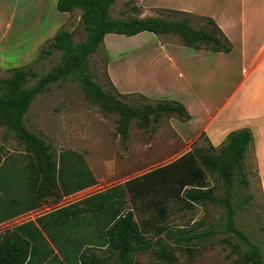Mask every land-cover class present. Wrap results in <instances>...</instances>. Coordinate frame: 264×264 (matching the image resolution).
<instances>
[{
  "label": "rangeland",
  "instance_id": "obj_1",
  "mask_svg": "<svg viewBox=\"0 0 264 264\" xmlns=\"http://www.w3.org/2000/svg\"><path fill=\"white\" fill-rule=\"evenodd\" d=\"M8 1L12 5L16 0ZM17 1L19 5L11 17L1 13L3 19L10 21L12 18L14 21L9 24L0 22V78L8 77L11 68L16 66H24L38 74L48 71L59 59V50L51 48L49 44L53 35L61 28L71 31L75 42L85 36L79 9L60 12L56 9L57 0ZM246 1L252 5L260 3V9H264V0ZM132 5L137 6L140 11L133 13L130 9ZM179 5H190L209 12L219 8L218 6L235 10L239 7V0H115L109 14L112 18H125L129 15L187 18L193 27L205 25L201 15L168 11L169 8H166ZM163 42L175 52L178 46L183 45L180 37L174 34L142 31L127 36L107 33L103 43L89 57L87 66L103 89L109 88V77L115 88L126 94L123 99L129 103L174 99L187 105L191 113L202 120L204 108L215 107L232 89L237 79L238 62L234 56L207 53L206 58L199 55L190 57L184 64L180 63L176 70L163 57L156 58L158 43ZM197 48L205 52L211 51L204 44ZM178 71H182L184 77ZM160 77L164 79L163 82L159 81ZM33 82L34 79L30 81ZM138 89L147 92L151 98L135 91ZM115 119L114 112L103 113L97 104L88 100L73 77L52 83L45 91L36 95L24 116L26 127L41 136L57 152L67 149L80 153L96 183L64 196L58 202L46 199L40 207L1 222L0 234L20 222L34 219L167 164L192 147L212 145V152L219 154L226 142V136L212 142L206 132L198 128L199 122L188 126V119L177 114L163 115L153 128L148 129H143L132 121L127 138L122 139L116 131ZM210 120L211 117L207 116L205 124ZM245 154L244 177L249 183L243 186L239 183V176L235 180L234 218L237 227L260 246L264 257V194L253 155L250 150L245 151ZM11 159L15 161L14 165ZM25 161L23 146L15 140L11 131L0 126V177L3 179L13 168L19 169L22 174ZM21 174L13 179L12 186L0 189V202L13 193L18 196L25 194ZM205 177L214 186L213 194L222 196L225 188L222 178L208 170H205ZM127 206L133 209L138 222L149 219L160 221L155 208L147 207L146 203L129 201ZM167 206V215L163 221L170 229L175 231L177 228H189L193 222L202 221L194 232H205L208 229H213L214 232L193 238L187 243H174V263L159 260L152 250H147L136 253L138 264H233L237 251L246 247L243 240L221 231L224 220L221 204L206 202L203 208L196 203L186 205L169 202ZM80 234H83L85 246L93 245L91 243L97 240L93 226ZM69 261V264H78L74 259ZM101 264H116V256Z\"/></svg>",
  "mask_w": 264,
  "mask_h": 264
},
{
  "label": "trees",
  "instance_id": "obj_2",
  "mask_svg": "<svg viewBox=\"0 0 264 264\" xmlns=\"http://www.w3.org/2000/svg\"><path fill=\"white\" fill-rule=\"evenodd\" d=\"M114 1L57 0L56 9L60 12L80 10L84 38L75 42L72 32L61 28L49 44L59 50V59L48 71L38 74L24 66H16L11 68L8 77L0 78V126L12 132L15 140L23 146L26 158L22 174L13 168L3 179L0 177L2 189L12 186L13 179L21 174L25 190L22 196L13 193L0 202V223L40 207L46 199L58 202L62 197L96 183L80 153L67 149L57 152L24 123L32 100L50 84L68 77L75 78L88 100L97 104L103 113L116 114V131L122 139L127 138L132 121L148 129L153 128L165 114L189 119L187 109L177 100L129 103L123 99L126 94L119 92L109 77V88H102L87 63L107 33L127 36L142 31L174 34L188 47L197 48L204 44L211 51L230 50L227 37L209 16H202L205 25L199 28L191 26L187 18L133 15L112 18L109 10ZM130 9L133 13L140 11L134 5ZM32 79L34 82L30 83ZM251 140L252 133L248 127L231 130L219 154L212 152V145L192 147L171 162L124 183L20 222L0 234V264H69L70 259L78 264H101L114 255L116 264H138L136 253L147 250H152L159 260L174 263V243H187L214 230L194 232L202 221L193 222L189 228L170 229L163 221L169 202L196 203L203 208L206 202L221 204L224 214L221 231L246 243L243 250L237 251L233 264H264L260 246L237 227L234 218V183L238 176L243 186L249 183L244 177L243 160ZM11 161L14 165L15 161ZM205 170L222 178L225 186L222 196L213 194L214 186L206 179ZM129 201L154 207L160 221L138 222L133 209L127 206ZM91 226L97 233V240L91 243L93 245L85 246L80 233Z\"/></svg>",
  "mask_w": 264,
  "mask_h": 264
},
{
  "label": "crops",
  "instance_id": "obj_3",
  "mask_svg": "<svg viewBox=\"0 0 264 264\" xmlns=\"http://www.w3.org/2000/svg\"><path fill=\"white\" fill-rule=\"evenodd\" d=\"M18 5L17 0L12 5L8 0H0V22L8 24L12 22V18L10 21L9 19H3L1 13H6L11 17L16 12ZM152 6L156 7V5ZM218 7L210 12L199 10L190 5L166 8L211 17L230 43L231 47L228 52H205L201 48L185 45L178 46L175 52L173 49L170 50L168 45L163 42L158 43L159 52L156 58L163 57L172 68L177 70L180 63L187 62L193 56L199 55L206 58L207 53H215L235 57L238 62L237 79L234 81L232 89L215 107L204 108L205 112H203L204 117L202 120L197 115L192 114L187 105L181 103L190 115L186 121L187 125L199 122L198 128L205 131L212 142L221 140L231 130L240 127L250 129L252 140L248 144L246 152L250 150L253 155L264 194V9H262L263 7H261L262 10L260 9V3L252 5L248 4L246 0H239V7H236L235 10L234 8ZM259 9L261 16L258 13ZM162 44L165 45L162 46ZM178 73L181 77H184L182 71H178ZM159 81L163 82L164 79L160 77ZM135 91L151 98L145 91L139 89ZM207 116H210L211 120L205 124L207 121L204 120Z\"/></svg>",
  "mask_w": 264,
  "mask_h": 264
}]
</instances>
